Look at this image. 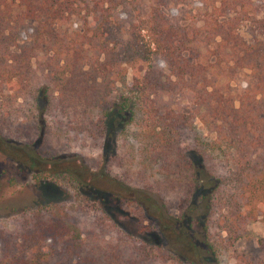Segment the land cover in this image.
Here are the masks:
<instances>
[{"label":"trees","instance_id":"trees-1","mask_svg":"<svg viewBox=\"0 0 264 264\" xmlns=\"http://www.w3.org/2000/svg\"><path fill=\"white\" fill-rule=\"evenodd\" d=\"M67 152L120 188L46 167ZM0 155L65 172L95 207L0 221V264H194L119 228L112 201L157 207L174 241L226 263L264 227V0H0Z\"/></svg>","mask_w":264,"mask_h":264},{"label":"rangeland","instance_id":"rangeland-1","mask_svg":"<svg viewBox=\"0 0 264 264\" xmlns=\"http://www.w3.org/2000/svg\"><path fill=\"white\" fill-rule=\"evenodd\" d=\"M128 80V78H127ZM196 123L203 136H211L200 122ZM46 166V165H45ZM5 171L0 173V221L9 229L13 228L14 218L24 209L33 208L39 204L48 202H65L77 204L92 214L95 207L91 201L79 204L80 196L76 181L65 172L58 174L31 173L18 171L7 167L6 162L0 155V168ZM7 167V168H6ZM56 171L68 170L80 180L93 185L119 189V183L115 180H108L105 175L96 170L94 166H87L81 163L79 156L74 152L62 154L55 164L46 166ZM88 168L92 169L91 171ZM1 172V170H0ZM83 204V205H82ZM155 206L157 203H153ZM158 206V205H157ZM91 211V212H90ZM171 216L174 215L170 209ZM109 213L112 221L122 230L136 236L137 239L173 241L172 247L182 253L189 255L194 264H230L237 253L249 254L256 258H264V227L260 220L248 224L245 234L240 237L228 250L227 262L217 261L208 252L201 251L194 254L187 251L181 242L174 241L172 234L166 226L171 223L169 216H161L157 207L151 208L148 213L142 206L134 203L112 201L109 204Z\"/></svg>","mask_w":264,"mask_h":264}]
</instances>
